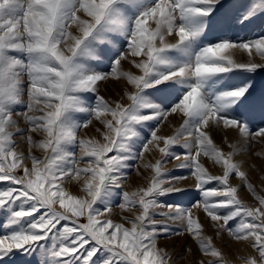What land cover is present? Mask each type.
<instances>
[{
	"label": "snow or ice",
	"instance_id": "6c2138e0",
	"mask_svg": "<svg viewBox=\"0 0 264 264\" xmlns=\"http://www.w3.org/2000/svg\"><path fill=\"white\" fill-rule=\"evenodd\" d=\"M260 71L264 0H0V264H264Z\"/></svg>",
	"mask_w": 264,
	"mask_h": 264
},
{
	"label": "rangeland",
	"instance_id": "374dc122",
	"mask_svg": "<svg viewBox=\"0 0 264 264\" xmlns=\"http://www.w3.org/2000/svg\"><path fill=\"white\" fill-rule=\"evenodd\" d=\"M257 32L259 31L258 29L256 30ZM243 35V33H241ZM233 52V53H232ZM230 54L235 57V59L237 60H246L247 59V55L245 53H242L240 51H232ZM235 52V53H234ZM235 54V55H234ZM237 54V55H236ZM256 62H260L258 59V57H254ZM258 60V61H257ZM125 68H128V65L125 64ZM264 79V71H260L259 75L257 76V80H261ZM122 91L121 86L118 84H114V83H107V84H103L101 85V95H105L106 97H111L112 99H117L118 98V94ZM181 121L179 120V118L173 116L170 118V124L171 127H167L164 129L166 134H171L172 131V127H176L179 125ZM94 132L93 129H89L88 134L92 135ZM81 135H84L83 131L81 132ZM229 137V141L233 140L234 134L233 133H229L228 134ZM216 142L219 144L220 143V136L217 134L215 136ZM260 145H257L255 147H253L248 153L243 154V155H238L236 157L237 160H246L247 163L244 165V167L246 169H249V177L250 179H252L256 185H257V191H260V187L262 185H264V180L261 179L262 176H264V170L261 171H257L256 169H253L251 166L255 165L256 168L258 169L261 161L259 159H257L256 157L252 156L251 153L260 150ZM224 150L228 151L229 149L227 148V146H224ZM146 159L153 161L154 159L152 156L147 155L146 154ZM175 163V161H170L165 167L168 169H172L173 164ZM141 175L138 176L136 175L135 171L131 172L128 176V179L126 181V185L124 190L125 191H130L133 190L139 186L142 185L143 183V176L148 175V173L141 169ZM174 175L177 174H184L187 175V172H181V170H177L173 172ZM192 180L188 179V180H182L180 182H178L176 184V187L178 188H183L184 192L183 193H172L169 201L168 202H172V201H180V202H188L191 201V195L192 193L195 191L192 187ZM194 202V201H193ZM116 219H118L117 217H114ZM211 232V229H209V233ZM161 246H166L167 248H169L172 251V255L173 257H175L177 255V253H180L184 256L183 259H178L176 261V264H189V261L192 259V257L190 255L187 254L186 252V248H193V250H195V246L193 244V242L191 241L190 238L186 237V236H181V237H174L171 240L168 241H161ZM231 255L228 257L231 261V264H241V261L236 259L237 255L240 256H245L248 255L251 250L247 249V250H242V247L238 244H235L234 242L231 244ZM225 252H228L229 249H224ZM16 260H19L20 257H16Z\"/></svg>",
	"mask_w": 264,
	"mask_h": 264
},
{
	"label": "bare ground",
	"instance_id": "6f19581e",
	"mask_svg": "<svg viewBox=\"0 0 264 264\" xmlns=\"http://www.w3.org/2000/svg\"><path fill=\"white\" fill-rule=\"evenodd\" d=\"M232 53H233V52H232ZM232 53H231V54H232ZM234 53H235V52H234ZM234 55H235V54H234ZM236 55H237V54H236ZM234 58H235V57H234ZM240 60H241V59H240ZM258 60H259V59H258ZM258 60H257V61H258ZM259 61H260V60H259ZM260 62H261V61H260ZM90 129H91V128H90Z\"/></svg>",
	"mask_w": 264,
	"mask_h": 264
}]
</instances>
